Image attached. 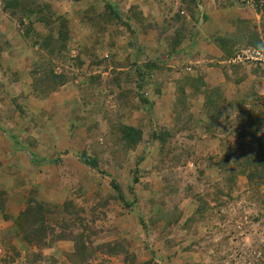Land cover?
I'll return each mask as SVG.
<instances>
[{
    "label": "rangeland",
    "instance_id": "1",
    "mask_svg": "<svg viewBox=\"0 0 264 264\" xmlns=\"http://www.w3.org/2000/svg\"><path fill=\"white\" fill-rule=\"evenodd\" d=\"M106 2L143 17L134 36L89 25ZM120 123L144 132L127 158L109 136ZM69 202L90 228L84 253L62 239ZM117 240L129 254L107 253ZM0 264H264V0H0Z\"/></svg>",
    "mask_w": 264,
    "mask_h": 264
},
{
    "label": "trees",
    "instance_id": "2",
    "mask_svg": "<svg viewBox=\"0 0 264 264\" xmlns=\"http://www.w3.org/2000/svg\"><path fill=\"white\" fill-rule=\"evenodd\" d=\"M75 1H80V0H75ZM96 10V12L92 13L93 15V18H87V21L88 23H91L89 25H94L93 24V21H95L96 25L99 24V22H103V23H114V21L116 20V22L120 23V24H123L128 31L131 32V34L134 36L135 35V26L137 24V22L139 23L140 22V18L142 19L143 17H139L138 14L139 13H135L133 16H130V18L128 17L127 19H124V21L121 20V17H120V14L116 11V9H114V7L109 3V2H106L105 3V6H104V9H102V11H98V9H94ZM93 10V11H94ZM104 10V11H103ZM114 20V21H113ZM113 21V22H112ZM95 26V25H94ZM155 28V27H154ZM160 36H158L159 38ZM163 38V37H161ZM69 39V35H62L61 36V42L63 43V46L65 45V40ZM160 40V39H159ZM216 44L220 47V50L222 52H227V49H228V44L224 38H216ZM259 48H262L263 49V46L259 47ZM172 49V48H171ZM156 60V59H155ZM148 65L145 66V68L147 69ZM149 69H152V71L155 73V71H158L159 70V65L157 62H154V63H150L149 65ZM141 71H139L138 76H137V79H136V84H138V89H147V83H145L144 81L148 80L149 78H147L145 76V71L143 68L140 69ZM152 76V75H151ZM116 82V80H114ZM68 82V77H65L64 75H61V76H54L52 80H50L49 82L48 81H45L43 87L41 88H38L40 89L41 93L44 91V89H50L48 92H44V95L42 97H46L49 95V92L54 90V89H57L58 87L62 86V85H65L66 83ZM132 83H134V81H132ZM142 90V91H143ZM141 96H140V100H143V93L141 92ZM218 97L214 98V97H211L209 96L207 98V100L205 99L204 100V107L203 109L204 110H207V109H212L213 111H218V108H220V98L222 97V95L220 93H218ZM146 97V96H145ZM206 97V96H205ZM125 101L128 103L126 97H125ZM139 107L137 108H133V109H138ZM218 118H221V113L219 112L218 113ZM191 118V116H190ZM179 121H182V120H178L177 124L179 125L178 128H180V126H187L188 124L186 123H183V122H180ZM185 122H188V120H184ZM181 127V128H183ZM154 130V131H153ZM152 130V133H151V136H150V140L152 141V144L154 143H159V147H157V150H158V154H164L166 155L167 152L165 149L166 147V144L164 141L165 140V137H164V134H160L158 133L155 129ZM112 140L116 141L115 145H116V150L118 149L120 151V149L123 150V154H124V158H127L131 152L133 151H136V149L138 148V146L145 140L144 138V132L142 129L136 127V126H132V125H125V124H118L115 126L114 129L111 130L110 132V135ZM79 159L82 161L83 164H85L86 166H88L92 171L98 173L100 172V175L101 174H106L104 171L101 170L100 168V165H99V162L97 159L95 158H92L88 155H86L85 153H81V155H79ZM148 156V153H145V155H141L137 161H136V164H135V168L133 170V175H134V179H133V183L137 184L140 180V171L139 170V166L140 164L146 159V157ZM42 162L45 161V159H40ZM109 186L115 191V193L117 194V196L112 195L111 198L114 200V202H119L120 200L126 202L127 200L125 199L124 197V194H123V188L116 182L115 179L111 178L110 177V180H109ZM130 190H132L133 192V184L130 186ZM134 195V192L131 193ZM135 196V195H134ZM35 204H38L37 201L34 202ZM132 205H134V202H131ZM109 204V201L106 200L105 203H104V206L107 207ZM68 206H71L70 208ZM75 208V206L73 205L72 202H69L68 205H67V214L69 213V215L67 216L68 218L66 219H63V228L61 227L60 229L65 233L63 234L62 236V239H66V238H69L71 240H73L77 246H76V250H77V253L78 252H82L84 253L86 248H85V245L84 243H87V240L89 238V236L87 237L82 230L84 231H89L90 228L88 227L87 224H83V220L79 217V212L77 211V209H73ZM37 216L38 214H42L43 210H41V207L37 208ZM43 216H41L42 218ZM39 219H40V215H39ZM80 222V224H79ZM94 222V221H93ZM89 224V223H88ZM44 227V226H43ZM73 228L77 230H81V233H77V235L79 237H75V232L73 230ZM41 233L43 235H41L40 237H45V234H46V228H41ZM39 237V238H40ZM106 248L107 249V253L108 254H129L130 253V250L129 248H123V242L120 241V240H117L116 242H113V243H108V244H105Z\"/></svg>",
    "mask_w": 264,
    "mask_h": 264
},
{
    "label": "crops",
    "instance_id": "3",
    "mask_svg": "<svg viewBox=\"0 0 264 264\" xmlns=\"http://www.w3.org/2000/svg\"><path fill=\"white\" fill-rule=\"evenodd\" d=\"M213 76L215 77V79L212 80L211 86H219L225 82V76H223L220 71L216 72V74ZM206 81L208 82V78L206 79Z\"/></svg>",
    "mask_w": 264,
    "mask_h": 264
}]
</instances>
